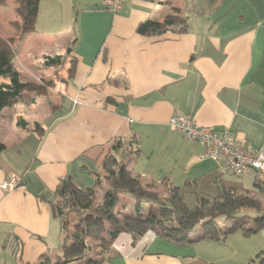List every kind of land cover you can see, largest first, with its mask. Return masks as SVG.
Instances as JSON below:
<instances>
[{"label":"crops","instance_id":"0c3cea01","mask_svg":"<svg viewBox=\"0 0 264 264\" xmlns=\"http://www.w3.org/2000/svg\"><path fill=\"white\" fill-rule=\"evenodd\" d=\"M25 1L0 0V58L7 56L17 68L14 50L22 42L25 50L19 56L34 49L43 59L67 49L75 66L68 77L65 72L56 77V102L48 118L30 116L19 103L0 112V264H40L61 252L58 233L62 244L66 237L60 235L61 221L33 186L39 183L53 193L61 179L88 172L89 166L101 169L109 155L142 182L157 184L159 191L177 187L183 194L208 185L216 196L221 187L259 194L257 183L264 182V174L250 170L235 177L219 160H201L203 145L187 140L169 120L174 114L190 115L200 125L229 130L250 147L262 145L264 0H209L215 4L211 19L217 26L196 33L188 27L195 0H129L120 12L104 7L103 0H35L32 27L23 30L25 18L18 8ZM156 1L164 10L148 13ZM175 17L185 30L176 31ZM148 19L171 29L157 35L139 32ZM8 79L0 75V82ZM40 104L49 107L46 101ZM18 116L28 121L26 128L18 125ZM16 146L18 151L8 156ZM14 178L19 179L16 188L1 187ZM248 186L254 190H243ZM133 220L143 226L131 238H143L141 251H135L133 242L131 252L114 249L126 230L112 236L111 249L101 260L85 257L68 264H258L264 252L261 222L252 228L242 222L249 231L260 228L251 234L238 229L225 241L205 237L183 242Z\"/></svg>","mask_w":264,"mask_h":264},{"label":"trees","instance_id":"16d2710c","mask_svg":"<svg viewBox=\"0 0 264 264\" xmlns=\"http://www.w3.org/2000/svg\"><path fill=\"white\" fill-rule=\"evenodd\" d=\"M37 8L38 1L35 2V0H26L20 4L18 9L25 18V22L23 23L24 27L21 29L25 30L27 26L32 27V25L29 26L28 24L32 16L36 15ZM15 25L18 24L15 23ZM168 27V25L166 26L162 22L148 19L139 25L138 31L157 35L171 29ZM176 28L177 32L183 31L185 30V25ZM67 56L54 54L52 52L47 53L44 55L45 64L60 65ZM0 75H5L9 78L6 82H0V112L14 103L21 104L23 101L31 100L27 97L25 92L33 89L32 86L21 77V73L15 67L14 63L5 55L0 58ZM34 102L35 100L32 99L28 105H32ZM18 125L26 128L28 121L19 117ZM109 157H107L102 165V169L107 171L108 182L111 186L105 193L104 204L90 211L93 214L84 216L80 219V226H78L80 232L74 235V242L72 244H69L68 237H65L62 248L64 256L58 259L54 264H68L87 256L90 246H88L86 242V235H88V227H90V218L94 222L103 221V219L119 222L115 215V209L119 201L120 193H126L135 198V212L137 214L132 216L133 219L143 220L164 237H171L177 241L183 242H195L205 237H212L220 241H225L230 233L238 229L245 230V223L238 222L232 226H223L219 221L221 218L230 220L242 216V220H245V218H252L251 213L253 212H257V214L262 212L264 214V204L261 206V202L256 198L257 195L249 192L241 193L224 187H221L218 196L213 200L202 198V201L198 202L195 208L192 209L181 197L182 194L179 188L170 187V190H167L168 194L166 196L162 195L161 197L159 193L148 191L143 186L142 180L138 176H133L127 166L114 156V162L118 166L111 165V160L108 159ZM96 180L95 185L101 183L99 178ZM257 186L264 195V182H258ZM32 190L39 198L50 203L53 214L58 216L61 221L62 229L65 232L67 230L68 207H70V211L81 214L82 212L91 210L94 204V188L88 187L83 189L75 184L72 176L61 179L58 188L53 193L39 183L35 184ZM54 197L58 200L56 201ZM83 198L87 201L86 204H83ZM149 202L160 205L158 211L153 210L149 212V214L142 213L145 203ZM95 213L97 217L94 216ZM144 215L146 216L143 217ZM98 216H100V219ZM263 218L264 215L260 216L259 220ZM126 226L127 223H120L117 230L110 232L111 236L116 237L119 232L126 231ZM196 226L202 228L201 233L190 237L189 233L193 231ZM259 228L260 227H255L250 231H245H249L248 234L256 233ZM262 254H264V252H262ZM262 254H260L261 256L257 260L258 264H264V255ZM40 264H47V262L42 259Z\"/></svg>","mask_w":264,"mask_h":264},{"label":"rangeland","instance_id":"374dc122","mask_svg":"<svg viewBox=\"0 0 264 264\" xmlns=\"http://www.w3.org/2000/svg\"><path fill=\"white\" fill-rule=\"evenodd\" d=\"M157 1L155 3L156 9L153 10V12L147 11L148 13L159 15L161 11L164 10V8ZM177 1L178 3L188 2V4L191 2V0H177ZM214 7H215V4L209 3V0H195V3L189 6V13L191 15V20L190 19L188 20V27H189L190 33L205 31L209 27L217 26L216 24H212V19H211V12L213 11ZM165 11L167 13L172 12L171 9H165ZM174 14H177V13L175 12ZM173 20L176 23L175 25L176 27L182 26V23H181L182 19H180L179 17H175V19L173 18ZM25 36L27 35H24V34L22 35L23 38ZM193 36H197V35H193ZM55 40H58V39L56 38ZM26 45H28L29 47H37L38 44H33L29 40H26ZM22 47H23V43L21 42L19 46L14 50L15 62L18 66L17 68L21 70V73H22L21 77L24 80L28 81L33 88L25 92L27 94V97L31 100L32 99L35 100V102L32 105H28L31 100L23 101V103L21 102L22 108L24 109V111H29L30 116H34V117L38 116V117H41L42 119L48 118L50 111H51L50 107L52 106V104L54 105V103L56 102L54 99V93L57 90V85L55 83L56 77L61 76L62 74H64V72L66 76L68 77L69 74H71V68L75 66V61H73L72 58L67 56V52H66L67 49H66L63 52L64 55L67 56L65 57V60L63 62L64 64L62 63L61 64L62 66L60 67H49L48 65L45 64V60H43L44 57L43 59L42 57L40 58L38 54L34 53V49H31V51L29 50L28 52L24 51L23 56H19L21 51L23 49L25 50V48H22ZM48 51L51 52L53 50H48ZM38 100H41V102L46 101L49 107L46 104H40L41 102H38ZM20 112L22 113V111ZM34 145L35 143L31 144L32 147H34ZM18 149H19V146L13 147L11 151L8 153V156L11 155V152L18 151ZM26 156H31V155L26 154ZM109 156H108L109 157L108 159L111 160L110 164L117 167L118 165L114 162L115 160L114 157L112 155H109ZM83 164H86V163H80V165H83ZM88 170L90 173L87 171H83V170L76 172L75 175L73 176V180L76 185L82 187L83 189L88 188V187L94 188L95 194H94V199H93L94 204L92 206V209L86 212H82L81 214H78V213H74L70 211V207H68L67 209L68 211L67 219L68 220H67L66 232L63 231V229H61L59 225L60 235L65 234V236L68 237L69 244H72L74 242V235L80 232L79 227H78L80 226V219L84 216L93 214L90 211L104 204L105 193L111 187L108 182L107 171L102 169V167L101 169L95 170L94 166H89ZM97 178H99L101 183L98 185H95ZM259 181L263 182L261 179ZM142 184L148 191L153 192V193H159L161 197L162 195L166 196L168 194L165 191V190H168L165 186H164V190L161 189V191H159L160 187H158L157 184L154 185L150 181L148 182L144 181ZM207 186L208 185H203L201 186L202 188L200 189L194 188V189L185 190L183 191V194L181 195V197L184 198L185 203H187V205L193 209L198 204V202L202 201V198H208L210 200H213L216 197V193H217L216 190L214 188H208ZM243 190L252 192L254 188L253 186H248L247 188H243ZM256 195H257L256 198L259 200V202H261V206H262L264 204L263 193L260 190L259 194H256ZM54 198L56 201L58 200L56 197ZM134 201L135 200L128 195L119 194V201L115 209V215L117 219L119 220V222L127 223V226H126L127 230H130L132 232V233H130V231L122 232L121 234H119L118 241L114 243V249L120 250L122 252H131L132 249L128 248V246H132L131 244L132 242L133 244L137 243V245L135 244V247H136L135 251L137 252L141 251L144 247V245H142L141 243V240H143V238H137L136 240H132L131 242L132 236L136 234V236L138 237V233H140L139 230L143 229V226L141 224H136L133 219L127 216V215H130L132 217L137 214L134 208ZM82 202L83 204L87 203L85 198L82 199ZM145 204H146V207L144 205L145 208L143 207V210H142V213L144 214H149V212L153 210L158 211L159 206H160L157 203H153V202L152 203L149 202ZM251 215H252V218H250V220H247L248 218H245V217H244L245 220H242L241 218L242 216H239L237 219L225 220L224 218H221L219 221H220V224L223 226L224 225L232 226L238 222H241V223L245 222V223L250 224L251 228L257 225V222L264 223V220L259 221V217L264 215L262 212L260 214H257V212L256 213L253 212L251 213ZM94 216L97 217L96 213L94 214ZM98 218L100 219V216H98ZM119 222L115 220H110V219H103V221L101 220L98 222H94L91 218L89 219L90 227H88L89 230H88V235H86V242L88 246H90V250L88 251V254L86 256L87 261H90L89 257H91L93 260H97V261L101 260L103 254L105 253L104 251L107 249H111L110 247H111L112 236L110 235V232L115 231L119 228L120 226ZM244 226H245V230H247L248 226H246V224ZM201 230L202 228L200 226H196V228L189 233L190 237L196 236L197 234L201 232ZM263 234H264V231H262L261 235ZM57 239H58L57 247L58 249H60L61 252H55L54 254H51L48 259L46 257L43 258L47 262V264H54L56 263L58 259L64 256L62 253L63 244H62L61 238L59 237V233H58ZM145 240L147 239L145 238ZM123 243H126V247H123L122 245ZM111 252L112 251L109 250L107 253L109 254Z\"/></svg>","mask_w":264,"mask_h":264},{"label":"built area","instance_id":"2783aa9c","mask_svg":"<svg viewBox=\"0 0 264 264\" xmlns=\"http://www.w3.org/2000/svg\"><path fill=\"white\" fill-rule=\"evenodd\" d=\"M127 1L129 0H103L102 4L114 12H120ZM169 123L187 140L203 145V151L199 155L201 160H219L223 168L235 177L250 170H255L261 176L264 174V140L259 148L250 147L244 141L233 137L229 130L217 131L212 126L200 125L190 115L174 114ZM18 181V178H14L3 183L1 187L12 190L17 187Z\"/></svg>","mask_w":264,"mask_h":264},{"label":"water","instance_id":"95a60500","mask_svg":"<svg viewBox=\"0 0 264 264\" xmlns=\"http://www.w3.org/2000/svg\"><path fill=\"white\" fill-rule=\"evenodd\" d=\"M68 51H70V50L68 49Z\"/></svg>","mask_w":264,"mask_h":264}]
</instances>
